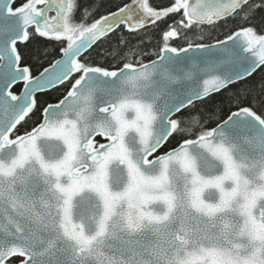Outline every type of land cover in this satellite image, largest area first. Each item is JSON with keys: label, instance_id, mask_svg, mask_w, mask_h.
Masks as SVG:
<instances>
[{"label": "snow or ice", "instance_id": "obj_1", "mask_svg": "<svg viewBox=\"0 0 264 264\" xmlns=\"http://www.w3.org/2000/svg\"><path fill=\"white\" fill-rule=\"evenodd\" d=\"M0 264H264V0H0Z\"/></svg>", "mask_w": 264, "mask_h": 264}, {"label": "trees", "instance_id": "obj_2", "mask_svg": "<svg viewBox=\"0 0 264 264\" xmlns=\"http://www.w3.org/2000/svg\"><path fill=\"white\" fill-rule=\"evenodd\" d=\"M106 2V5H109L110 6V0H105ZM42 99H46V97H42ZM217 117L220 115L219 111L217 110V113H216Z\"/></svg>", "mask_w": 264, "mask_h": 264}]
</instances>
